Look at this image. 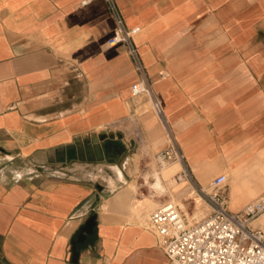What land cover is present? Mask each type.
<instances>
[{
    "label": "crops",
    "instance_id": "0c3cea01",
    "mask_svg": "<svg viewBox=\"0 0 264 264\" xmlns=\"http://www.w3.org/2000/svg\"><path fill=\"white\" fill-rule=\"evenodd\" d=\"M82 1L0 0V264H172L135 162L170 130L202 184L227 172L229 209L264 186V0ZM117 16L144 75L107 42Z\"/></svg>",
    "mask_w": 264,
    "mask_h": 264
},
{
    "label": "built area",
    "instance_id": "2783aa9c",
    "mask_svg": "<svg viewBox=\"0 0 264 264\" xmlns=\"http://www.w3.org/2000/svg\"><path fill=\"white\" fill-rule=\"evenodd\" d=\"M89 1L83 0L82 4ZM116 19V28L107 42L111 46L124 44L144 75L145 67L134 41L138 27H129L120 16ZM143 91L152 93L154 107L168 125L161 102L152 88L139 82L132 85L133 94ZM168 133V144L155 156L161 169L173 161L184 159L172 132L168 130ZM176 176L180 180L192 178L185 169L177 172ZM227 180V174L220 173L210 181L208 190H202L211 213L199 221L189 223L179 205L171 200L150 212L148 227L156 233L159 246L172 264H264V227L260 223L254 224L264 214V189L241 209L231 210L224 193Z\"/></svg>",
    "mask_w": 264,
    "mask_h": 264
},
{
    "label": "rangeland",
    "instance_id": "374dc122",
    "mask_svg": "<svg viewBox=\"0 0 264 264\" xmlns=\"http://www.w3.org/2000/svg\"><path fill=\"white\" fill-rule=\"evenodd\" d=\"M115 157H117V155H115ZM118 158H119L118 159L119 166H123V165L128 166L124 162L125 161L124 155L119 154ZM106 160L107 161H105L104 163H106L107 165L104 166L105 168H103V171L100 172L101 177L97 178L98 181H100V183H103V184L107 183V181L104 180L105 178L107 179L110 178L109 172L111 171L110 170L111 169V158L109 157V154H108V159ZM176 162H179V160L173 161L161 169L160 167H158V164L155 159L147 158L146 160H141L140 158H138L135 162V169H137L138 171L135 173L136 176L134 178L138 180L139 182H144L145 183L144 187L146 188L150 187L151 188L150 194H155L156 198L159 199L160 202L156 206H154L153 209L160 206L163 202L167 200H171L177 205H179L181 210L185 213L188 222L194 223L196 221L203 219L204 217H206L207 215L211 213V207L205 201L203 194H202V190L203 189L208 190L210 181L213 179L214 176H216L217 174L221 172L215 173L205 184H202L193 174V171L191 170L189 163L186 157L184 156L183 161H181V164H182L181 167L177 169L176 171H174L172 176L169 179L165 178L164 176L165 172L168 171V169L171 168ZM114 164L116 165V163ZM182 169H185L187 172H190L192 175V178L191 179L184 178L181 180L178 179L176 174ZM90 174L94 176L96 175L94 173H90ZM161 176L162 177L164 176L163 179ZM155 179L160 181V185H157L159 181H156ZM154 180L156 181L155 185H157V187L153 183L155 182ZM152 185H154L156 189ZM186 185L190 186L192 192L181 193L180 191L181 188H183ZM263 188L264 186L257 193H255L250 198H248L247 201H249L250 199L254 198L256 195H258ZM262 218L264 219V215L261 217V220H260L261 222H262ZM254 224H258L257 220L254 222Z\"/></svg>",
    "mask_w": 264,
    "mask_h": 264
},
{
    "label": "water",
    "instance_id": "95a60500",
    "mask_svg": "<svg viewBox=\"0 0 264 264\" xmlns=\"http://www.w3.org/2000/svg\"><path fill=\"white\" fill-rule=\"evenodd\" d=\"M99 151V150H98ZM96 226V214H91L86 220L85 224L81 227V231L77 237L72 241V253L75 260L78 259L79 251L77 249L78 243H82L88 234L93 233Z\"/></svg>",
    "mask_w": 264,
    "mask_h": 264
},
{
    "label": "bare ground",
    "instance_id": "6f19581e",
    "mask_svg": "<svg viewBox=\"0 0 264 264\" xmlns=\"http://www.w3.org/2000/svg\"><path fill=\"white\" fill-rule=\"evenodd\" d=\"M122 163H123V162H122ZM176 163L179 165V168H180L181 165H182V164H181V161L176 162ZM174 164H175V163H174ZM177 164H176V165H177ZM117 166H118V165H117ZM168 167H169V166H168ZM179 168H178V169H179ZM120 172H121V170H120ZM159 175H160V174H159ZM156 176H157V175H156ZM156 176H155V178H156ZM157 177H158V176H157ZM158 179H159V178H158ZM155 180H156V179H155ZM155 180H154V181H155ZM160 180H161V179H160ZM156 181H159V180H156ZM156 181L153 182L154 185H155ZM185 182H186V181H185ZM153 183H152V184H153ZM149 184H151V183H149ZM154 185H152V186H154ZM157 185H160V181H159V183H158ZM157 185H155V186L157 187ZM155 186H154V187H155ZM156 187H155V189H156ZM158 188H159V186H158ZM180 191H181V193L192 192L190 186H187V185L184 186L183 188H181ZM263 215H264V214H262V215H260V216L258 217L257 222L260 223V224L264 227V220H262V222L260 221V220H261V217H262Z\"/></svg>",
    "mask_w": 264,
    "mask_h": 264
}]
</instances>
